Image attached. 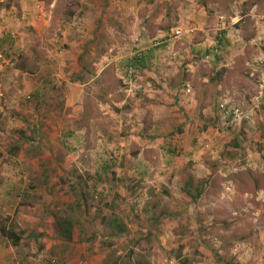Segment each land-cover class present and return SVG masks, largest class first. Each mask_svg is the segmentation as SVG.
Wrapping results in <instances>:
<instances>
[{"label": "rangeland", "instance_id": "rangeland-1", "mask_svg": "<svg viewBox=\"0 0 264 264\" xmlns=\"http://www.w3.org/2000/svg\"><path fill=\"white\" fill-rule=\"evenodd\" d=\"M101 7L105 9L102 12ZM179 13L196 31L180 23ZM220 16H224L222 23L238 21L227 28L228 38L236 43L239 34L248 41L255 22L264 26V0H0V49L6 53V60H0V185L15 177L14 169L34 167L31 159L46 153L42 141L57 135L42 118L40 105L45 101L36 92L49 67L56 80H62L63 71L76 80L77 74L84 73L73 71L76 60L78 68L83 63L89 68L92 54L98 58L102 53L134 56L142 28L145 31L141 33L151 41L140 48L173 38V30L180 25L187 36L194 31L199 35L192 37L195 44L202 37L213 39L218 29L208 27L209 23L201 29L200 19L212 22ZM97 22V42L89 46L88 26ZM248 45L255 46L252 42ZM257 47L258 53L264 54V45ZM231 48L234 54L229 53L228 60L237 61L235 67H218L212 72L215 75L202 69L197 58V75L189 93L196 101L194 107L186 110L172 105L166 112L167 119L181 125L141 128L155 141L166 140L170 133L176 139L172 158L166 141L161 152L155 150V142L143 143L145 160L152 162L155 171L142 173L146 177L142 184V176L112 172L74 175L72 180L63 176L61 187L54 191L41 187L34 195L23 193L30 191V179L23 176L19 183L24 188L16 191L21 194L18 203L0 201V228H13L24 240L16 248L19 264L24 260L49 264L54 258L58 264H264V112L250 100L261 71L254 67V57H247L258 48L243 49L242 59L236 55L242 54V49ZM163 54L173 57L168 49H160ZM199 65L202 67L197 68ZM113 68L104 77L113 93L122 98L127 87L135 88V81L129 82L114 64ZM187 70L185 67L180 73L188 77ZM238 73L250 86L242 84L245 79L239 78L241 84L236 81ZM127 74L134 79L132 68ZM202 75L214 78L205 83ZM220 84L228 88L219 89ZM47 96L51 102L57 99ZM223 102L237 108L239 117L230 119V113L220 109ZM187 118L189 122L184 124ZM124 133L119 132L117 141ZM135 146V151L139 150L140 145ZM168 167L170 175L163 171ZM48 178L60 181L59 175ZM201 190V197L193 199ZM206 197L220 209L206 211ZM56 216L73 223L74 245H65L56 237L50 247L44 243L46 221L51 218L55 222ZM113 220L127 225L125 235L110 238L109 222ZM0 245L3 249L15 246L5 241L1 231ZM66 250L70 252L65 254ZM2 256L0 264H7L9 260Z\"/></svg>", "mask_w": 264, "mask_h": 264}, {"label": "crops", "instance_id": "crops-1", "mask_svg": "<svg viewBox=\"0 0 264 264\" xmlns=\"http://www.w3.org/2000/svg\"><path fill=\"white\" fill-rule=\"evenodd\" d=\"M86 8L88 7L86 6ZM103 10L105 9L101 7V12ZM184 11L186 12V10ZM179 14L182 17L180 23L182 25L188 24L187 28L196 31L197 27L184 19V14ZM188 14H192V12H188ZM223 17L224 16H220V18L212 22H208L205 18L200 19L199 23L202 24L201 29H204L207 23H209L208 27L215 25V27L218 26V29L213 39L204 40L202 37L200 38L202 41L195 44H192V37L195 38L199 35H195L194 31L192 32V34H194L193 36L192 34L189 36L186 35L179 38L180 40L174 38V34H172L173 38H166L159 41V43H155V38L153 40L155 44L148 48H140L139 45L147 46L150 43L149 41H151L145 33H141L145 31L144 28H142V30H140L141 32L139 31L141 40L140 42L138 41L137 48L134 50V56L126 58V56L123 55H116L115 57L108 53H102L98 58V56H93L94 54H92V56L89 57L93 62H89V68L86 67L84 63L83 66L80 65V68H78V61L76 60V62L74 61L76 63V69H73V71L76 74V71L79 70L78 73H82L81 71L84 72L83 74H77L76 80L64 75V71L63 74H60V76L62 75V80H56V75L52 73L53 69L49 67L51 71H47L46 75L44 74L41 77V79H43V84H41L42 88L36 92L40 93L43 98L42 101H45L44 104L40 105L42 118L46 119L45 122L50 125L48 128L56 130L57 135L54 139L51 137L48 139L46 138L45 142L42 141V150H45L46 153L31 159V163L35 164L34 167L16 168L13 170L15 177H13L10 182H5V185L1 183V203L5 205L13 201L18 203L16 199H18L21 194L20 192L16 193V191L23 190L24 188V186L21 185L23 176L30 179V184L28 185L30 191L23 193H33L35 195L37 191L42 189L41 187H43V190L48 189L49 191H54L56 188L61 187L63 184L61 177L63 176H68L69 179L71 178L72 180L73 178L71 176L74 175H110L111 172L126 176L135 175L137 178L138 176H142V173H146V171H148V175H151L155 171V168L151 165L152 162L145 160L146 150L142 149L143 143L155 142V150L161 152L162 146L165 145L164 141H166L168 143L167 149H169L171 154L170 158H172L175 149L171 148V146L176 143V139L175 136H172L170 133L166 140L158 138L157 141H155V139L146 136L145 132L140 130L144 127L160 128L170 125L175 127L181 125L177 124L175 120L171 121V119H167L166 112L172 105L176 108L183 107L186 110L194 107L196 101H194L189 93L192 91L190 83L193 82L194 76L197 75L194 70V63L196 64L197 58H199L203 64V67L199 65L197 68L202 67L203 69L205 67L208 69L209 73H212L214 70H217L218 67H228L229 65L232 68L235 67L237 61L228 60L229 53L234 54L231 47L239 50L242 49V54H236L239 55V57L240 55L244 57L243 54L246 48H249V50L258 48L255 49L253 54L247 55V57H254L251 58L253 59V64H256L254 67L261 71V74H258L259 79H255V86L251 88L253 93H250V100L252 101V105H259L261 108L260 110L264 112V54H259L258 52L260 49L257 47L259 45H264V26L255 22V28L251 30L252 37L246 41L243 37H240L239 34H236L235 43L232 38H228L229 31L227 28H231V25L237 24L238 21L232 23V21L228 19V22L222 23L220 19ZM230 19L233 20V18ZM99 25L100 24L97 22L96 24L88 26L91 30V38L88 43L89 46L91 42H97ZM181 27L180 25L175 30L183 29ZM175 30H173V33ZM204 32L207 33V29L204 30ZM248 42L254 43L255 46L248 45ZM162 48L168 49L174 58L171 56L167 58L165 54L161 56L160 49ZM170 58H173V60ZM240 58L242 59V57ZM259 62L262 65L258 64ZM99 64L101 65L97 66ZM113 64L115 70L121 73V75H124L127 80V72L129 69L132 68L134 70V79L132 78V81H135V88L129 90L127 87L125 93H123V95L121 94V96H123L122 98L113 93L111 84L104 77V73L114 70ZM117 64H119V66ZM169 65H172L171 68ZM185 67L188 68V72H185L188 77L180 73L182 69L185 71ZM55 73L57 74V71ZM212 75L215 74L212 73ZM236 75L238 76L236 81L239 82V78L245 79L242 84H247L245 82L247 79L244 78L243 74L238 73ZM86 76L88 77L87 79H85ZM202 76L203 82L205 83H209L208 79L213 80L214 78L210 76L207 78V75ZM184 78H187L186 82L183 81ZM156 84L159 86H156ZM239 84L241 83L239 82ZM218 87L223 90L224 88H228L224 84H220ZM236 94L240 93L238 92ZM47 95L55 96L57 98L56 101H49V96ZM145 97H149L151 100H147ZM232 98L230 97L231 101ZM128 99H130L129 102H127ZM118 100H120V102H116ZM223 103L227 104L228 102ZM231 107L238 106L232 105ZM171 110L174 109L171 108ZM187 120L188 118L184 120L185 122L182 120L180 121L185 124L189 122ZM120 129L124 130L125 133L121 134V140L117 141L116 136L121 131ZM41 134H44L43 131ZM31 143L34 144V142ZM136 144H139L140 148L139 150L137 148L135 151L134 148ZM68 149L72 152L68 151ZM132 151L135 152L131 153ZM146 167L147 169L145 170ZM141 168L143 170H141ZM163 171L164 173L169 171V175L172 173L170 167L164 168ZM50 174L59 175L60 181L54 178L49 179L48 176ZM35 178H39L40 180L35 183L36 181H33ZM145 178L144 176H142V178L139 177L141 184L143 180L145 181ZM183 178L182 175L181 179ZM49 180L52 183H49ZM122 190H124L123 187ZM205 202L206 211H210V209L213 208L220 209V205L211 204V201L207 199V197ZM233 209L234 208L231 210ZM46 222L48 226L46 227L47 230H45L46 233L43 234L45 237L43 240H45L44 243H49L47 245L48 247L55 242L52 237H56L65 245L75 244V234L72 241L64 240L59 235L56 221L53 222L51 218H48ZM52 224H55L54 228L51 227ZM50 228H53L52 231H49ZM74 231L75 229L73 227V232ZM47 232L52 233L47 234ZM23 241L24 240H21V243H23ZM3 248L5 247H1L0 245V255L2 254V257L9 260L7 264H16L18 253L16 251V248H18L17 245L11 246L8 249ZM69 252L66 250L65 254ZM3 253H7V255ZM17 264H19V262H17ZM20 264L29 263L24 260L22 263L20 262Z\"/></svg>", "mask_w": 264, "mask_h": 264}, {"label": "trees", "instance_id": "trees-1", "mask_svg": "<svg viewBox=\"0 0 264 264\" xmlns=\"http://www.w3.org/2000/svg\"><path fill=\"white\" fill-rule=\"evenodd\" d=\"M4 52V51H3ZM5 53V52H4ZM6 54V53H5ZM128 81L132 80L133 77L128 76ZM221 109V107H220ZM223 111V110H222ZM230 119L233 118V114L229 115ZM202 195V190L197 193V197H194L193 199L196 200ZM56 225L58 226L59 235L61 238L67 241H72L74 239V232H73V223L70 222L67 219H63L62 217L56 216ZM109 226L111 229L110 238H116L120 237L126 234L128 227L127 225L122 222L121 220H113L109 222ZM1 234L5 241L12 242L13 245H19L21 243L22 238L19 236V233H17L13 228H9L7 226H1L0 228ZM57 259H52L49 264H58V261L56 263Z\"/></svg>", "mask_w": 264, "mask_h": 264}, {"label": "built area", "instance_id": "built-area-1", "mask_svg": "<svg viewBox=\"0 0 264 264\" xmlns=\"http://www.w3.org/2000/svg\"><path fill=\"white\" fill-rule=\"evenodd\" d=\"M186 33H188V32H186L185 30H183V29H177V30H175L174 31V38H176V39H179V38H181V37H184L185 35H186ZM0 60H3V61H5L6 59H5V54H4V52L0 49ZM0 96H1V90H0ZM220 107H221V109L223 110V111H228L230 114H233V116L235 117V118H237V117H239V110H237V108L235 109V108H229V105L228 104H226V103H222L221 105H220ZM56 263H57V261H56ZM53 264H55V262L53 263ZM163 264H171L170 262H168V261H166L165 263H163Z\"/></svg>", "mask_w": 264, "mask_h": 264}]
</instances>
